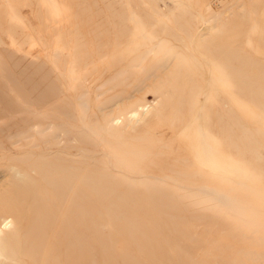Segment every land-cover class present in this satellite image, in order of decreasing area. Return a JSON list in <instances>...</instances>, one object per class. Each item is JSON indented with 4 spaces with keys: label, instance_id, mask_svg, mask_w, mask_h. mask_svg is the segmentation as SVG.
Wrapping results in <instances>:
<instances>
[{
    "label": "rangeland",
    "instance_id": "rangeland-1",
    "mask_svg": "<svg viewBox=\"0 0 264 264\" xmlns=\"http://www.w3.org/2000/svg\"><path fill=\"white\" fill-rule=\"evenodd\" d=\"M188 24L232 66L199 73L206 144L179 60L144 77L170 45L133 68L115 47ZM140 37L136 55L168 43ZM124 102L149 110L121 128ZM1 214L23 240L7 264L40 262L37 240L45 264H264V0H0ZM39 215L79 237L25 240Z\"/></svg>",
    "mask_w": 264,
    "mask_h": 264
},
{
    "label": "bare ground",
    "instance_id": "bare-ground-1",
    "mask_svg": "<svg viewBox=\"0 0 264 264\" xmlns=\"http://www.w3.org/2000/svg\"><path fill=\"white\" fill-rule=\"evenodd\" d=\"M197 27H198L197 25L192 26L191 24H188V26H186L185 29L183 30L182 39L180 38L179 43H178L179 37H176L175 39L174 38L171 39L167 33H166L167 35L163 33L162 35L157 37L156 35H159L157 31L154 32V30L152 29V33H151L150 30L144 29L142 31V28H140L141 31L138 30L139 33L141 32L140 35L139 34L137 35L138 32L135 31L136 34H134L133 37L128 42H121V41L117 40L115 47L116 48H119L120 46L125 47V50H123V55L121 58L125 59L124 63H127L125 68H130V67L133 68V66L134 67H141L142 62L145 60L147 55L157 54L158 56H160L161 52L166 50V48L170 45V49L165 52V55H163V58L158 59L154 63V65L151 66L150 73L147 75H144V77L149 75L148 78L151 79V81L152 80L155 81V79L157 78V77H155V73H157V72L159 73L162 69L167 70L170 66L172 67L174 62H177L179 60L178 63L176 64L177 65L176 67H178V70L181 69V71H183L185 73V78H188L190 80L189 84L192 83V86L189 88H188V86H184L181 89L183 91L189 89V97L188 98H185L182 95H178V97L182 99L183 104H186V106L185 105L184 106L187 108L188 112L194 113V117L198 121L197 122L198 123V129L201 130V136L203 137V143L206 144V138L203 136V135H205V131H206L203 112L205 109L206 99H208V98H206V95L209 92V89L211 88L210 86H211L212 81L207 79L208 78L207 76H209V75H206V79H205L204 77L199 75V73H202V75H203L204 74L203 69H204L206 74L211 72V73H209L211 75L212 74L211 70L213 69V70H215V73H214L215 76L218 74L220 77V75H222L223 72H225V71H223V69L225 70V67L231 68L232 66L229 62L225 63V61L223 60L224 57L226 56L224 54V52L228 51V49L223 47L222 44L217 45L215 43V40H213V41L212 40H206V39L203 40L204 38L200 39V37L198 38L197 36H196L197 38L194 39V36H195L194 32L197 30L196 29ZM174 32H177V31H174ZM174 32L172 30V34H174ZM129 33L131 35L133 34V32H129ZM144 34H153V37L156 36L154 38L157 39V41H159V42L164 41V42H168L169 44L168 43L164 44L166 47L162 44L164 46L163 48L162 47L160 48V46H162V45H160V43H159V45L158 44L154 45L149 50L143 48V52L141 54L136 55L135 53L138 52L142 48L143 43H141V38H143V37H140V36H142ZM166 37H167V39H166ZM201 37H203V36H201ZM136 38H138V39L140 38L139 41H135ZM168 38H169V40H168ZM198 39H200V40H198ZM174 41H176V42H174ZM175 44H177L178 46H176ZM184 47H186L185 50L187 52V55L186 54L183 55L181 53V51H183L181 49H183ZM118 50L119 49H114L113 51H115L116 54H113V55L117 56L118 54H120L121 50L119 52H118ZM106 57L108 58L109 56L106 55ZM233 57L235 59L237 58L235 56H233ZM182 69H184V70H182ZM230 78L234 79L233 77H229V79ZM139 79H140L139 80L140 85L146 83L147 78L140 77ZM203 82H205V84H202ZM218 83H219L218 81L215 82V85ZM143 86L138 87L136 90H138V91L142 90L144 88ZM220 89H221V87L215 86L216 92L219 91ZM198 95H201L202 98L199 97ZM120 105H121V107H120L119 111L115 112L119 116L114 117V119L112 120V123L117 122V125H118L121 122L122 126H120L121 124L119 125V127H121V128L125 127L127 125V123L132 124V123H134V121H138L139 120L138 118H140L141 115L145 114L149 110V108H147L146 106H142V105H140L136 108H133V106H130L127 102H124L123 104H120ZM204 114H205V112H204ZM122 120H123V122H122ZM115 125H116V123H115ZM206 126H207V123H206ZM189 129L191 130V128H189ZM208 129H210V125H209ZM73 152L76 153L75 158H77L79 155L77 153V150H73ZM183 161H186V158ZM217 169H218L217 170L218 173L221 174L220 171H222V167L219 165V167H217ZM65 182H66V179H65ZM76 182H78L77 177L74 174H71V178L69 180H67L66 184L69 187L75 189L76 188ZM69 192H70V190H69ZM75 218H77V217L75 216ZM8 220H9V217L6 216L5 214L0 215V264H7L8 261L11 262V260H15L17 258L16 256H19L20 251H21V248H18L16 246V242L17 241H20V242L23 241V240H18L16 236L10 235V232H7V229L11 224V221L9 222ZM30 227L31 228H29V230L26 229V234L28 236L26 235L25 240L29 239L30 234L40 236V237L46 239V234L48 232H49V234H53V235L59 234V233H62V234L68 233L65 231H61L60 229H59L60 231L55 230L54 232H50L46 228V218L41 217V215H39L38 217H35V222H34V224L30 225ZM72 230L76 231L77 238L79 237L78 236L79 232H77L76 226L74 228H72L71 231H69L68 235L70 236V239H68V240H70L71 243L73 244V241L76 238L72 240V237H73V235H72L73 231ZM24 234H25V232H24ZM37 238L39 239V237H37ZM55 239H56V237H55ZM34 240H36V239H34ZM37 241L33 242V248L32 249H35L38 251V253H37L38 258L40 256H43V257H41L42 260L40 262H38L37 259L34 260L33 264H45L46 252H47L46 250H48V248L46 247V241L44 240L40 244H38ZM2 261H4V263ZM22 262H20L18 264H21Z\"/></svg>",
    "mask_w": 264,
    "mask_h": 264
}]
</instances>
